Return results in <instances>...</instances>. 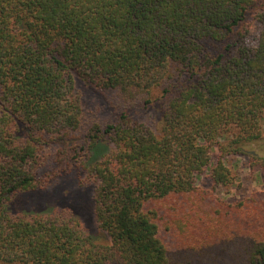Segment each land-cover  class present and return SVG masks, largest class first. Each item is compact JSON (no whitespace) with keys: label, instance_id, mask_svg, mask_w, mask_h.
Segmentation results:
<instances>
[{"label":"trees","instance_id":"obj_1","mask_svg":"<svg viewBox=\"0 0 264 264\" xmlns=\"http://www.w3.org/2000/svg\"><path fill=\"white\" fill-rule=\"evenodd\" d=\"M79 85L117 117L86 122ZM263 125L264 0H0V264H264V192L214 193L227 158L264 167ZM75 167L111 246L12 212Z\"/></svg>","mask_w":264,"mask_h":264},{"label":"rangeland","instance_id":"obj_2","mask_svg":"<svg viewBox=\"0 0 264 264\" xmlns=\"http://www.w3.org/2000/svg\"><path fill=\"white\" fill-rule=\"evenodd\" d=\"M79 88H81L85 103L86 122L95 120L94 122L104 125L117 117L118 112H116V109L111 110L105 107L100 96L93 90L83 85H79ZM108 99L113 100L111 96H108ZM167 102L164 99L150 110H139L134 114V118L148 124L158 122ZM254 149L255 151H252L253 154H258L261 156L260 158H264V140L258 146H255ZM70 155L73 156L74 152H71ZM250 157L251 155H240L226 159V164L234 177L233 185L214 189L212 181L206 176L202 177L198 182L199 185L206 190L214 189L215 196L225 200L227 203L242 202L256 193L264 192V167L262 162H255ZM75 166L78 167L77 165ZM76 167L71 172L53 180L45 189L33 192V194H36L31 196L32 200L18 198L12 204V212L70 211L84 225L88 234L92 236L95 245L99 247L111 246V239L108 234L101 230L96 222L93 205L95 186L93 183L87 182L83 170ZM78 175H80V178ZM72 192L73 196L70 195ZM61 196L63 198L58 199Z\"/></svg>","mask_w":264,"mask_h":264}]
</instances>
